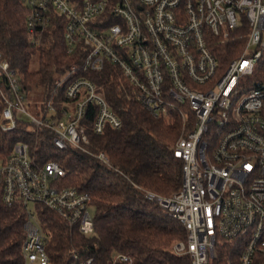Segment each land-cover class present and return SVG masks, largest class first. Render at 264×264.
I'll list each match as a JSON object with an SVG mask.
<instances>
[{
	"label": "built area",
	"instance_id": "2783aa9c",
	"mask_svg": "<svg viewBox=\"0 0 264 264\" xmlns=\"http://www.w3.org/2000/svg\"><path fill=\"white\" fill-rule=\"evenodd\" d=\"M27 30L40 45L58 23L70 53L83 51L58 79L67 101L59 108L48 99L40 113L29 107L20 76L0 53L1 128L18 120L29 128L47 127L59 149L78 148L111 165L105 151L91 150L84 122L95 105L94 133L122 127L100 86L80 72L101 71L109 62L135 99L152 116L178 115L182 131L174 155L182 161L181 188L169 196L146 191L186 237L172 244L192 264H212L224 244L238 253L239 264H264V80L251 84L264 55V0H25ZM247 25L241 54L226 65L210 43L226 40ZM66 170L55 160L40 164L26 142L0 158V200L26 208L23 264H50L38 205L57 213L71 229L95 233L92 196L62 186ZM34 204V211L30 207ZM116 253L107 264H131ZM68 264H100L74 250Z\"/></svg>",
	"mask_w": 264,
	"mask_h": 264
},
{
	"label": "trees",
	"instance_id": "16d2710c",
	"mask_svg": "<svg viewBox=\"0 0 264 264\" xmlns=\"http://www.w3.org/2000/svg\"><path fill=\"white\" fill-rule=\"evenodd\" d=\"M27 15L25 0H0V53L20 76L29 100L35 97V105L30 100L29 107L34 106L39 114L51 97L57 108L67 101L65 85L56 90L55 86L74 63H81L83 51H68L59 23L45 32L40 45L34 44L27 30ZM247 30L244 25L226 40L211 41L222 64L241 54ZM79 74L100 86L122 120L121 128L107 127L103 134H96L91 127L95 105L89 106L84 119L90 149L105 151L111 165L78 148L59 149L54 132L47 127L32 130L27 121L18 120L16 129L2 130L4 102L0 94V158L5 159L16 143L26 142L36 162L55 160L66 170L60 179L62 186L88 192L93 199L95 233L90 237L38 205L40 223L50 235L46 244L50 264H68L74 250L83 259L94 257L100 264H107L116 253L130 255L131 264H192L187 255L172 251V244L186 237L182 224L145 195L152 191L169 196L181 188L182 161L175 157L173 147L182 131L181 118L176 114L168 121L152 116L109 62L101 71ZM255 80H264V55L248 78L250 84ZM26 221L22 202L7 206L0 200V264H23ZM227 245H222L212 264H239L238 253Z\"/></svg>",
	"mask_w": 264,
	"mask_h": 264
},
{
	"label": "rangeland",
	"instance_id": "374dc122",
	"mask_svg": "<svg viewBox=\"0 0 264 264\" xmlns=\"http://www.w3.org/2000/svg\"><path fill=\"white\" fill-rule=\"evenodd\" d=\"M263 38H264V35H263ZM31 103L33 104V105H35V97H31ZM34 106L32 107V108H30L32 111H33V113H35V114H37V110L34 108ZM30 207L33 209V211H34V204L33 203H30ZM90 210H91V213H92V215H94V211H95V209H94V207H91L90 208Z\"/></svg>",
	"mask_w": 264,
	"mask_h": 264
}]
</instances>
